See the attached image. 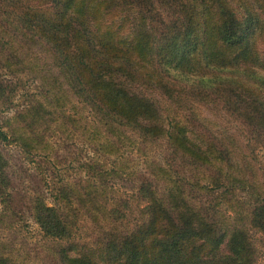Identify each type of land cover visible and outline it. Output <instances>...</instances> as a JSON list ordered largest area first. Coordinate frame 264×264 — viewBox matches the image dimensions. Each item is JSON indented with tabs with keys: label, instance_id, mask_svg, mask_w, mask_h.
I'll use <instances>...</instances> for the list:
<instances>
[{
	"label": "trees",
	"instance_id": "1",
	"mask_svg": "<svg viewBox=\"0 0 264 264\" xmlns=\"http://www.w3.org/2000/svg\"><path fill=\"white\" fill-rule=\"evenodd\" d=\"M20 42L41 46L70 94L106 128L126 129L143 142L164 138L170 157L190 164L210 157L209 181L224 187L202 205L181 181L159 192L142 177L135 209L123 200L107 207L92 181L60 187L52 205L32 196L26 210L42 236L62 242L50 264H259L246 225L260 233L264 249V197L238 200L233 184L244 180L219 165L229 150L166 121L146 90L195 97L264 147V0H0V98L12 91L3 71L19 60ZM22 111L12 118L30 130L48 113L37 101ZM3 124L11 135L22 128ZM8 137L0 125V143ZM6 166L0 154V203L9 208ZM71 197L81 212L69 206ZM80 216L97 228L89 243L75 240ZM0 264L17 263L0 248Z\"/></svg>",
	"mask_w": 264,
	"mask_h": 264
},
{
	"label": "rangeland",
	"instance_id": "2",
	"mask_svg": "<svg viewBox=\"0 0 264 264\" xmlns=\"http://www.w3.org/2000/svg\"><path fill=\"white\" fill-rule=\"evenodd\" d=\"M16 47L19 60L9 66L10 72L3 71L2 78L12 91L6 90V97L0 98V125L9 136L8 142L0 143V154L7 164L12 197L9 208L0 203V248L17 264H50L54 250L62 244L43 237L26 210L28 200L35 195L46 204H55L62 186L71 189L73 184L92 181L103 191L107 207L123 200L135 209L134 193L142 177L154 182L159 192L169 190L173 181H181L192 202L208 205L216 200L215 194L224 187L215 188L209 181L215 174L210 157L209 162L190 164L179 155L171 158L164 138L143 142L126 129L106 128L70 94L41 46L20 42ZM146 91L166 121L184 124L204 141L207 138L203 136H211L229 150L228 162L219 165L223 173L244 180L241 185L233 184L238 200L247 201L252 194L264 197V147L257 146L230 117L195 97L175 98ZM35 101L48 113L30 130L25 120L12 117ZM4 121L13 128L22 126L15 132L18 140ZM194 182L210 191L189 185ZM71 200L69 206L81 212L83 208L73 197ZM224 207H219L222 213ZM128 217L130 222L132 215ZM246 226L256 262L264 264L262 236ZM96 230L91 220L80 216L75 240L89 243Z\"/></svg>",
	"mask_w": 264,
	"mask_h": 264
}]
</instances>
